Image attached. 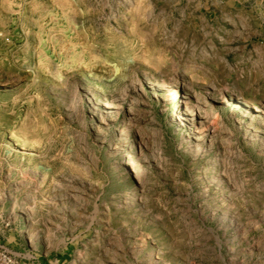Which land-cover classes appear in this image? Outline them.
<instances>
[{
	"label": "rangeland",
	"instance_id": "1",
	"mask_svg": "<svg viewBox=\"0 0 264 264\" xmlns=\"http://www.w3.org/2000/svg\"><path fill=\"white\" fill-rule=\"evenodd\" d=\"M264 264V0H0V264Z\"/></svg>",
	"mask_w": 264,
	"mask_h": 264
},
{
	"label": "crops",
	"instance_id": "2",
	"mask_svg": "<svg viewBox=\"0 0 264 264\" xmlns=\"http://www.w3.org/2000/svg\"><path fill=\"white\" fill-rule=\"evenodd\" d=\"M50 261L43 260L42 264H49Z\"/></svg>",
	"mask_w": 264,
	"mask_h": 264
},
{
	"label": "built area",
	"instance_id": "3",
	"mask_svg": "<svg viewBox=\"0 0 264 264\" xmlns=\"http://www.w3.org/2000/svg\"><path fill=\"white\" fill-rule=\"evenodd\" d=\"M11 262H7V264H10Z\"/></svg>",
	"mask_w": 264,
	"mask_h": 264
}]
</instances>
